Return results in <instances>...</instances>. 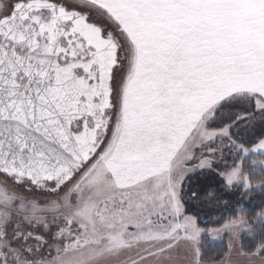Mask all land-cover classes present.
<instances>
[{"label": "snow or ice", "instance_id": "6c2138e0", "mask_svg": "<svg viewBox=\"0 0 264 264\" xmlns=\"http://www.w3.org/2000/svg\"><path fill=\"white\" fill-rule=\"evenodd\" d=\"M0 264H264V0H0Z\"/></svg>", "mask_w": 264, "mask_h": 264}, {"label": "trees", "instance_id": "16d2710c", "mask_svg": "<svg viewBox=\"0 0 264 264\" xmlns=\"http://www.w3.org/2000/svg\"><path fill=\"white\" fill-rule=\"evenodd\" d=\"M227 239L225 238L224 240H223V243H220V244H218L217 246H216V251H221V250H223L224 249V247H225V245L227 244Z\"/></svg>", "mask_w": 264, "mask_h": 264}, {"label": "rangeland", "instance_id": "374dc122", "mask_svg": "<svg viewBox=\"0 0 264 264\" xmlns=\"http://www.w3.org/2000/svg\"><path fill=\"white\" fill-rule=\"evenodd\" d=\"M227 239V238H226Z\"/></svg>", "mask_w": 264, "mask_h": 264}]
</instances>
